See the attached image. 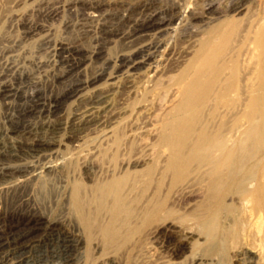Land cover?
I'll use <instances>...</instances> for the list:
<instances>
[{"label": "rangeland", "instance_id": "rangeland-1", "mask_svg": "<svg viewBox=\"0 0 264 264\" xmlns=\"http://www.w3.org/2000/svg\"><path fill=\"white\" fill-rule=\"evenodd\" d=\"M200 1L0 0V187H8L0 193V264L259 263L248 251L237 256L227 251L209 254L210 242L190 221L202 214V197H175L170 179L164 180L159 195L157 176L149 186L140 180L130 189L125 196L129 214L117 216L113 242L99 228L111 218L110 199L102 210L90 199L87 208L95 223L90 232L67 201L75 183L81 184L87 199H95L91 194L104 181L155 165L153 127L165 111L166 102L159 100L163 95L156 90L145 93L147 68L114 78L112 67L119 56L162 43L164 51L171 50L164 53L169 58L162 61L166 64L160 79L169 83L194 52L199 38L191 27L202 24L184 19L179 35L173 36L161 27L163 21L180 8L187 17L192 14L210 23L219 17L205 13L209 4L226 12L240 2ZM245 1L250 15L264 18V0ZM101 74L105 77L91 84ZM106 105L113 106L112 113L103 111ZM86 114L93 116V123L84 121ZM119 138L121 150L114 160L113 142ZM36 140L55 146L28 149ZM148 204H161L163 211L147 218L142 209ZM77 239L82 243L74 251L70 245Z\"/></svg>", "mask_w": 264, "mask_h": 264}, {"label": "bare ground", "instance_id": "bare-ground-1", "mask_svg": "<svg viewBox=\"0 0 264 264\" xmlns=\"http://www.w3.org/2000/svg\"><path fill=\"white\" fill-rule=\"evenodd\" d=\"M184 1L190 5L193 2ZM244 2L246 1L240 0L226 12H218L220 8H216L214 4L207 5L205 13L219 17L213 21L216 24L207 23L204 18H197L192 14L187 17V12L180 8L168 21L162 20L161 27L166 28V32L173 36L179 35V26L184 19L191 18L190 23L202 24L200 27H191V30L186 29L199 39L192 47L194 52L186 66L177 76L171 78L170 75L169 83L168 80L163 83L160 79L166 64L163 65L167 56L164 53L169 48L164 51L162 43L153 47L150 43V48L135 50L129 56H119L118 59L117 56L116 62L113 60L114 78L122 76L123 73L135 74L140 69L147 68L149 74L145 81V93L159 91L160 96H164V99L159 96L161 104L163 100L166 102L165 111L161 114L162 117H157L159 124L153 125V144L156 150L153 149L157 155L155 165L143 171H130L121 177L112 176L104 184L95 185L91 194L96 196L95 199L86 198L81 184L72 185L67 201L73 205L86 231L90 232L95 227L92 212H88L87 208L92 203L91 200H96L102 210L106 207L107 199H110L111 218L99 228L106 239L115 241L117 216L126 211V194L138 186L140 180L149 186L157 176V195L161 192L164 180L170 179L175 197H202L201 210L198 209L202 214H195L189 220L194 222V228L203 233L210 242L209 254L210 251H218L219 254L220 251H227L237 256L247 254L248 251L256 255L258 264H264V18L255 13L250 15ZM230 13L243 17L230 19ZM222 17L225 19L219 21ZM174 25L177 26L173 27ZM105 74L91 79V84L104 78ZM166 74L163 73V76ZM105 102L106 99L103 103L106 104ZM112 107L106 105L103 111L111 112ZM157 113L161 116L162 112ZM92 117L87 115L84 121L88 124ZM121 139L113 142L115 147L110 157L114 160L118 159ZM54 146V142L36 140L28 149L43 150ZM127 163L129 165V161ZM55 164L46 169H53ZM121 165L125 166L126 162L122 161ZM22 181L24 179L17 180L11 187H17ZM3 190H8V187H0V193ZM162 211L161 204L154 207H149L148 204L142 209L147 218ZM81 243V240H73L71 249L75 251ZM71 263V260L66 262Z\"/></svg>", "mask_w": 264, "mask_h": 264}]
</instances>
